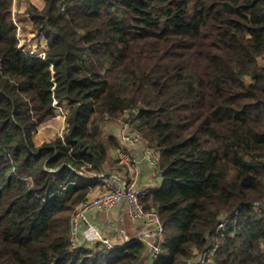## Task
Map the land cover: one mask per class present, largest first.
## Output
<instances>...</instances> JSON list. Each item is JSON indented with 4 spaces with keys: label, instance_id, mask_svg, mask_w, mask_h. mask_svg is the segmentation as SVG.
<instances>
[{
    "label": "trees",
    "instance_id": "trees-1",
    "mask_svg": "<svg viewBox=\"0 0 264 264\" xmlns=\"http://www.w3.org/2000/svg\"><path fill=\"white\" fill-rule=\"evenodd\" d=\"M44 55L0 0V264H138L145 245L73 247L70 216L130 121L159 153L153 264H264V0H20ZM68 101L66 129L33 134ZM104 126V127H103ZM259 203L254 209L253 203ZM235 211L237 215L233 216ZM233 216L224 232H213Z\"/></svg>",
    "mask_w": 264,
    "mask_h": 264
},
{
    "label": "built area",
    "instance_id": "built-area-1",
    "mask_svg": "<svg viewBox=\"0 0 264 264\" xmlns=\"http://www.w3.org/2000/svg\"><path fill=\"white\" fill-rule=\"evenodd\" d=\"M15 2L16 0H13V8ZM14 11L15 9H13V16ZM13 20L18 26L19 23L15 17H13ZM53 106L55 108V102ZM136 112V109H126L123 114L124 117L121 116L117 120L120 126L115 132V137L120 144L116 157L119 163H124L125 171L100 170L99 172L84 174L98 179L101 183V188L95 194L89 195L90 193H88L85 199L75 207L70 216L69 237L73 247L84 245L87 248H94V245L100 244L108 249L140 240L145 245L142 260H147L148 264H153L163 246L164 227L157 210L153 208L145 209L141 203V197L150 192V189H143L139 186V174L142 162H146L153 170V173L158 174L159 153L155 148L148 146L142 133L130 121V117L132 114H136ZM133 148H139L142 151L140 158L132 155L131 150ZM124 203L127 206L128 219L134 224L137 232L134 236H128L124 234L123 228H118L116 232L117 239H109L104 234L105 228L98 226L100 224L90 220L89 215L96 210L105 209L106 213L117 210L116 218L118 219V211L119 217L122 218L124 213L122 206ZM253 206L254 209H259L258 202H254ZM236 215L237 211H235L233 216ZM233 216H223L220 218L213 232V238L215 234H220L226 230L228 224L233 221ZM117 219H108V226L114 227ZM216 247L217 244L213 243L205 250L195 252L186 261V264H209L212 261L211 259Z\"/></svg>",
    "mask_w": 264,
    "mask_h": 264
},
{
    "label": "rangeland",
    "instance_id": "rangeland-1",
    "mask_svg": "<svg viewBox=\"0 0 264 264\" xmlns=\"http://www.w3.org/2000/svg\"><path fill=\"white\" fill-rule=\"evenodd\" d=\"M19 2H20V0H16L14 8H12V15H13V9H15L14 16H12V17H15L17 22L19 23L18 24L19 27L17 26L19 46H20V48L24 49L26 52H28L30 54L39 55V56L44 55V49H45L46 44H47L46 39L45 40H44V38L39 39L35 36V33L32 30V25H31V22L29 21V18L27 17L25 12H22V10H20ZM65 110H66V107L64 105H61V106L55 105V108H54L55 116L50 121H47V122L40 124L38 126L36 132L34 133L36 143H40V142L43 143L46 141H50L55 136L64 134L65 129H66V124H67V122L65 121V115H64ZM103 130H105L107 132V125L104 127ZM107 166H109V165H107ZM107 169H110V168H107ZM102 170H105V168H103ZM90 195H92V194H90ZM122 207H123V211L125 213V215H124L125 229L127 230V232H129V223H128V216H127V211H126L127 206L124 203ZM97 211L98 212L104 211L103 214L105 216L107 215L105 213V209L96 210L95 212H97ZM89 217H90V220H93L91 218L92 217L91 213H90ZM224 217H226V216H224ZM98 226L105 228L104 234L109 239L110 238L114 239V236H116L115 232L118 231L117 227H115L114 229H111L110 226H108V224L98 225ZM109 228H110V230H108ZM136 232H137V230L135 229V233ZM124 234L126 235V232H124ZM195 252H197V250H194V254H195ZM138 264H140V263H138ZM141 264H148L147 260H142Z\"/></svg>",
    "mask_w": 264,
    "mask_h": 264
},
{
    "label": "crops",
    "instance_id": "crops-1",
    "mask_svg": "<svg viewBox=\"0 0 264 264\" xmlns=\"http://www.w3.org/2000/svg\"><path fill=\"white\" fill-rule=\"evenodd\" d=\"M46 42H47V40H46ZM47 46L48 45L46 44V47H45L44 51L46 50ZM55 105H60V106L61 105H64L66 107V110H65V113H64V115L66 117V113H67L68 108H69L68 101H66V100H63V101H55ZM119 126L120 125L118 124L117 121H112L111 123H109L107 125V132L106 133L108 135H114L115 136V132L118 130ZM33 140H34V142H35L36 145H40L42 143V142L36 143L34 134H33ZM118 148L119 147L110 149V155H109L110 159H109V162L105 165V167H104L105 170L104 171H125V165H124V163H119V161H118V159L116 157L117 156V149ZM131 153H132L133 156L138 157V158H140L141 155H142V151L139 148H133L131 150ZM107 165H109V166H107ZM107 168H110V169H107ZM82 175H84V174H82ZM84 177L85 178H88V179H93L92 181H94V184H91L89 186L88 193H90V194L97 193L99 191V189L101 188L100 181L98 179L91 178L89 175H84ZM160 183H161V176L158 175V174L153 173V170L150 168L149 165H147L146 162H142L140 164L139 186L141 188H143V189H150V191H152V190L158 188V186L160 185ZM116 211L117 210H113V211L107 212V213L105 212L107 214L106 216L103 214L104 211L93 212L91 218L96 223H98V224L101 223L100 225H106V224H109L108 223V219H110V218H113L114 220L117 219L116 218ZM124 215H125V213H123V217L120 218L119 217V211H118V219H117V221L115 223V226L114 227L113 226H110V227H111V229H114L115 227H117V228H123L128 236H134L135 235V226L128 219L129 232H127V230L125 229V225H124ZM114 239H117V236H114Z\"/></svg>",
    "mask_w": 264,
    "mask_h": 264
}]
</instances>
